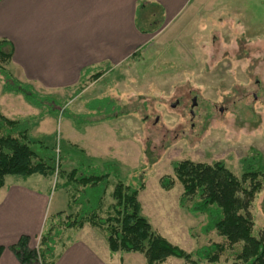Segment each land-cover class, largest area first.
Listing matches in <instances>:
<instances>
[{
    "label": "rangeland",
    "instance_id": "374dc122",
    "mask_svg": "<svg viewBox=\"0 0 264 264\" xmlns=\"http://www.w3.org/2000/svg\"><path fill=\"white\" fill-rule=\"evenodd\" d=\"M205 1L192 18L166 26L157 14L149 24L140 18V26L158 32L137 57L108 71L85 95L86 82L83 89L79 82L60 95L41 93L53 97L43 100L42 108L19 94L24 103L8 105L13 118H23L31 126L28 138L38 155L43 154V145L53 146L50 163L54 168L58 164L67 173L86 166L89 160L95 172L107 175L98 189L104 207L112 201L115 181L134 187L142 182L144 188L138 194L142 214L154 230L186 252L223 243V238L215 231L202 230L204 214H193L179 205L182 187L174 177L173 162L221 161L238 178L246 162L253 165L252 170L264 171V0ZM0 67L7 69L2 60ZM96 73L88 76L87 83ZM4 95L0 82V107ZM192 96L197 103L193 109ZM177 99L179 103L171 106ZM27 106L36 108L37 118L49 115L44 123L52 128L50 134L32 133L38 126H32ZM96 119L100 123L93 122ZM57 175L5 177L7 183L24 184L48 195L47 224L62 212L49 229L56 251L90 233L100 255L108 256L106 264H146L141 253H110L104 235L89 224L67 228L71 214L68 190L61 187ZM164 177L174 181L169 190L161 187ZM250 211L257 234L264 230V178ZM38 244L39 237L30 248ZM239 250V244L226 246L217 263L200 264H233ZM162 264L187 263L170 257Z\"/></svg>",
    "mask_w": 264,
    "mask_h": 264
},
{
    "label": "trees",
    "instance_id": "16d2710c",
    "mask_svg": "<svg viewBox=\"0 0 264 264\" xmlns=\"http://www.w3.org/2000/svg\"><path fill=\"white\" fill-rule=\"evenodd\" d=\"M11 49L7 40H0V60L6 63L11 57ZM101 73L97 72L94 76L98 77ZM0 76L2 92L22 95L34 107L42 108L43 100L53 98L19 82L3 67H0ZM85 82L84 73L80 79L82 89ZM28 134L29 123L26 120L8 117L0 110V189L9 175L27 177L38 174L50 177L56 172L61 187L68 190L71 206L66 227L80 229L85 223L89 224L104 235L110 253H141L146 264H162L170 257L187 264L217 263L226 246L239 244L240 250L233 264H264V230L253 233L254 221L250 211L255 194L261 188L264 171L252 170L253 165L248 164V160H245V172L241 178L221 161L209 164L183 159L173 162L174 177L182 187L179 205L193 214H204L206 223L202 230L205 233L215 231L223 238V243L212 242L194 252H186L154 230L142 214L138 199L139 192L144 188L142 182L134 187L121 180L115 181L110 194L112 201L104 207L100 202L101 197L98 198V189L107 176L105 173L95 172L92 164L67 173L58 164L57 169L54 168L50 163L53 160V146L43 145V154L38 155L30 146L32 142ZM173 182L169 177H164L161 187L169 190ZM85 192L84 199L82 195ZM59 215L62 212L50 217L48 224L49 218H46L36 249L28 246L29 237L26 235H21L10 246L20 264H37V259L39 264L54 263L60 251H56L57 244L49 229ZM2 249L0 246V253Z\"/></svg>",
    "mask_w": 264,
    "mask_h": 264
},
{
    "label": "crops",
    "instance_id": "0c3cea01",
    "mask_svg": "<svg viewBox=\"0 0 264 264\" xmlns=\"http://www.w3.org/2000/svg\"><path fill=\"white\" fill-rule=\"evenodd\" d=\"M206 3L205 0H0V40H7L12 47L6 68L16 80L37 92L57 95L76 87L85 73L86 88L82 91L85 95L108 71H115L133 59L158 32L149 31L147 25L140 26V18L149 24L159 16L166 26L197 14V8ZM95 71L102 73L87 83L88 76ZM3 94L4 106L0 109L13 118L8 105L13 107L24 100L12 93ZM27 107L32 126H38L32 133L50 134L52 128L44 123L49 115L37 118L36 108ZM47 205L46 193L17 182L7 183L5 179L0 189L3 247L0 264H20L10 246L21 235L29 237V247L33 245L44 229ZM83 236L71 239L53 264H106L108 256L100 255L95 237L90 233H86V238Z\"/></svg>",
    "mask_w": 264,
    "mask_h": 264
},
{
    "label": "flooded vegetation",
    "instance_id": "af4514ba",
    "mask_svg": "<svg viewBox=\"0 0 264 264\" xmlns=\"http://www.w3.org/2000/svg\"><path fill=\"white\" fill-rule=\"evenodd\" d=\"M253 97L256 98V94L255 93H253ZM190 99H191V105H192V109H193L197 105V103H196V96H192ZM177 103H179V100L178 99L171 106L174 107ZM192 109L189 107V110H188L189 114H191V115H193V110Z\"/></svg>",
    "mask_w": 264,
    "mask_h": 264
}]
</instances>
